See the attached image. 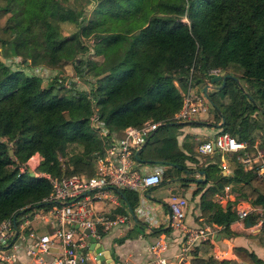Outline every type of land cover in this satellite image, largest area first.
<instances>
[{"label":"trees","instance_id":"1","mask_svg":"<svg viewBox=\"0 0 264 264\" xmlns=\"http://www.w3.org/2000/svg\"><path fill=\"white\" fill-rule=\"evenodd\" d=\"M35 1L40 40L36 43L31 39L33 54L28 55V67L60 70L67 64L61 56L65 46L77 39L60 36L55 11L59 8L64 19L75 12L80 16L81 11L66 0ZM62 1L67 7L61 6ZM121 1L128 23L113 21L92 26L88 22L94 29L92 55L111 58L104 70L103 65L85 61V73L96 70L84 81L90 85L88 92L70 81L64 85L59 75L43 86L41 81L49 76L43 78L17 69L26 59L14 66L11 61L0 60V221L24 206L41 205V198L50 192L48 181L33 176L25 167L31 156L41 158L35 172L55 176L93 174V161L103 146L88 124L93 110L109 133L139 127L145 121L161 122L137 151L135 160L140 162L175 163L169 156L176 146L171 135L175 124L166 120L181 108L179 88L185 90L189 85L213 87L205 97L210 113L220 123V133L253 144V131L264 129V0ZM23 5L24 0H0V51L5 49L10 58L15 53L17 13ZM103 8L97 2L91 14L102 15ZM215 68L238 82L227 79L222 85L219 75L206 76ZM76 72L82 74L81 69ZM223 98L226 104L221 103ZM256 114L261 117L259 124L252 118ZM75 142L90 146L82 157L66 150ZM258 146L264 157L263 141ZM237 156L240 152L224 153L223 158L233 165L231 175H220L198 200L203 224L214 223L228 234V226L236 216L229 204L222 206L214 197L226 182H239L237 197L264 208V181L252 169L244 168ZM166 176L164 172L163 178ZM121 191L127 206L133 208L137 193ZM257 236L263 238L264 226ZM232 251L238 264L261 263L254 251L244 246H234ZM198 253L195 248L189 253L188 264L222 262L211 254Z\"/></svg>","mask_w":264,"mask_h":264},{"label":"built area","instance_id":"2","mask_svg":"<svg viewBox=\"0 0 264 264\" xmlns=\"http://www.w3.org/2000/svg\"><path fill=\"white\" fill-rule=\"evenodd\" d=\"M220 73V69L215 68L208 71L206 76ZM34 74L45 78L48 73L46 69L36 67ZM195 92L196 89L190 85L185 90L179 88L181 108L166 120L168 123L190 122L208 110L202 96ZM88 124L103 142L102 153L95 157L94 171L89 177L85 174L55 176L46 172H35L41 160L37 154L26 161L25 167L33 176H40L48 181L50 192L41 198V205L24 206L0 221V264H94L93 250H89L90 243L101 242L102 236L113 228L124 225L127 220L125 215L112 217L109 210H95L94 202L103 201L117 206V191L144 190L160 182L162 169L157 168L142 174L133 154L147 143L161 122L145 121L139 127H125L121 130V136L116 139L102 126L95 110L88 118ZM249 145V142L237 141L219 130L213 138L197 145L195 151L200 155H212L215 152L224 155L242 151L243 156L237 158L243 167L252 169L264 181V157L256 144H253L255 158L248 157L245 149ZM214 197L222 206L229 204L235 214V219L229 225L232 231H246L250 235L261 231L264 226L263 207L251 205L247 198L235 196L226 185L215 192ZM184 204V198L174 196L165 217L168 227L180 233L181 246L178 253L174 254L171 261L165 260L161 255L167 249L168 243L158 236L149 245L151 260L143 264H184L187 254L194 246L213 241L214 227L219 225H187L182 210ZM133 212L149 224L155 221L148 215V209L140 205L135 206ZM249 217H252V221L250 226H246V219ZM212 252L213 258L222 262L227 260L228 253L218 249Z\"/></svg>","mask_w":264,"mask_h":264},{"label":"crops","instance_id":"3","mask_svg":"<svg viewBox=\"0 0 264 264\" xmlns=\"http://www.w3.org/2000/svg\"><path fill=\"white\" fill-rule=\"evenodd\" d=\"M110 1L111 19L107 21H102L100 19V16L104 15L105 12H107V10L109 9V7H107V3L109 1L104 0V13L102 15L89 14L88 16H90V18H88L87 23L84 24L85 28L89 26L86 29H91V31H94V29L90 27L88 22H91L92 26L97 24L111 23L113 21L124 24L128 23V20L125 18L122 11V1ZM73 17L74 15L72 16V18ZM81 28L83 29V27ZM90 42L91 48H89V55L91 56V58L87 60L103 65V69L101 68V70L109 67V65H106V62L108 61V55H92L93 41L90 40ZM29 43V39H13L15 50L14 57H8L6 55L5 49L0 51L1 57H3V60L6 61H11L12 59L11 62H13V59H16L18 57H21L20 61L26 59L22 67H18L17 69L25 74L31 73V69L30 67H28V65L30 64L28 55L33 54V49L31 50ZM72 44L73 42H68L66 45L67 47L65 46V49L68 48V46L70 47ZM76 53L77 52L75 51V54ZM71 55L68 53L64 55V53H62L61 56H63V58L67 61L66 65L72 66L73 62L69 59H71V57L73 58L74 55ZM78 61L80 62V60L77 59V63ZM85 61L82 62L81 66L79 65V68L77 67V65L76 69H81L84 81H88L92 77V75H90L88 72L85 73ZM50 72L51 70H47L48 74H50ZM43 80L46 81L47 79ZM69 81L73 82L74 80L69 79ZM74 82V87L78 88V82ZM203 87L206 88V92H210L213 89L211 85H203ZM203 87L200 89V93L203 102L207 105V107H209L210 103L205 97L206 92L204 94ZM223 100L225 99H220L221 103H225ZM209 109L211 108L209 107ZM208 110L204 114L197 116L193 121L180 123L174 122L175 127L171 129V135L175 137L176 146L170 149L169 156H172L175 163L169 164L167 161L140 162L138 160H135L137 152L133 154V159L136 162L137 168L142 174L152 172L157 168L162 169V172H160L161 180L157 185L144 188V190L134 191L138 195L135 206L140 205L142 208L148 209V215L152 216L155 220L153 223L149 224L146 221H143L140 217L135 216L133 212L135 206L133 208H129L127 206L121 190L116 192L117 194H119L117 206L113 203L109 204L107 202L99 201L102 203V207H100V209H97V211L109 210V213H111L112 217H117V215L127 216V220L124 225L113 228V230L115 231L114 236H121L120 238H122L121 241H118V239L113 242L115 245H119L120 248L118 253H116L115 255L117 257V259L115 260L116 263L143 264L144 262L151 260L152 256L150 254L149 245L158 236L163 237L168 243L167 249L162 253L161 256H163L167 261H171L174 258V254L178 253L181 246V237L178 230L172 228L170 229L167 222H165V217L168 215V206L173 200L174 196H176L177 198L182 197L185 200V204L182 207V210L184 221L187 225L198 227L199 225L203 224L204 220L200 215L198 208V200L202 192L206 189L207 186L213 184L220 175H222V177L224 175L228 177L231 175V172L233 170V166L230 165L229 162L225 160L223 158V155H221L220 153L215 152L212 155H200L195 151L198 144L213 138L220 130V123H214L213 121L208 120L211 115L210 113V115L208 114ZM194 122L195 124H197H191ZM204 123L206 125L210 124L211 126L203 125ZM257 134L260 135V137H262L264 140V134L260 133L259 131L256 133V135ZM111 136H113L115 139L119 138L121 136V131L116 133L111 132ZM253 146V144L249 145L245 149V152L248 157L254 159L255 148ZM239 152L240 155H242V151ZM194 153L196 154V156L194 155ZM164 172L168 174V176H166L165 178H163ZM225 185L235 196L239 194V182L230 180L226 182ZM118 209H120L121 211H118ZM228 230L229 234L224 233L220 226L214 227L213 241L211 240L201 242L197 247L194 246L195 249H198V255L206 256L213 253L212 251L218 249L222 250V252L224 253H228L227 260L221 262V264H238V259L232 254V252L230 253V251H232L234 246H244L250 251H254L256 256L261 260L260 264H264V236L261 239L263 243L259 244L257 241H255L254 237L252 239H248L245 237L246 235H242L243 233L239 234L232 231L231 227L229 226ZM109 233H107L108 236ZM253 235L257 234H252L251 236ZM189 253L187 254L186 262L184 264H188ZM94 264H96V262Z\"/></svg>","mask_w":264,"mask_h":264},{"label":"rangeland","instance_id":"4","mask_svg":"<svg viewBox=\"0 0 264 264\" xmlns=\"http://www.w3.org/2000/svg\"><path fill=\"white\" fill-rule=\"evenodd\" d=\"M67 1V4L69 5H72L74 6H77L79 8V11L80 12V16L77 17L78 13L75 12L76 15H74V17H70L69 19H64L62 14H61V10L59 8L56 9V15H58L59 17V21H58V28L60 29L59 31V34L61 37L63 38H68L70 36L74 37L75 39H78L77 41L73 42V44L68 48H66L64 52V55L65 54H75V51L78 53H76L74 55V57L69 60H72L73 64L72 66H69V65H65L62 69H55V70H51L50 74H47V76H49L47 78L46 81L42 80L41 83L43 84V86L45 85H48L49 83V79L54 77V76H57L59 75L60 78L62 79V81L64 82V85L67 84V82L69 81V79H73L74 81L78 82V88L79 89H85L87 92L88 90L90 89V85H87L86 82H84V77H82V74L79 75L77 72H76V66L79 68V65L81 66V63L87 59H90L91 56L89 55L90 51H89V48L90 47V40H92V34L94 31H91V29H86L84 27V24L87 23V19L90 18V16H88L89 14L91 15V10H92V7H95L96 6V3H100L103 5L104 3V0H66ZM106 1V0H105ZM109 2L107 3V7H109V9L107 10V12H105V16L102 15L100 16V19L102 21H107V20H110L111 16H110V11H111V1L108 0ZM63 2V1H62ZM36 4L37 2L35 0H24V5L22 6L21 9H19L18 13H17V27H16V31L14 32V37L13 39H29V41H31L29 43V45H33L34 42L33 41H36V43L40 40V33H39V29L37 27V24H36V19L34 18L35 14H36ZM61 6H64V7H67L64 2L63 3H60ZM106 5V4H105ZM104 6V5H103ZM98 20V19H97ZM83 27V29L81 28ZM32 39V40H31ZM67 47V46H66ZM72 56V55H71ZM21 57H18L16 59H13V63L12 64L13 66L14 65H17L19 63H21ZM77 59L80 60V62L78 61L77 63ZM0 60L5 63H9L10 60L6 61V60H3V57H1V54H0ZM28 60V59H27ZM12 61V59H11ZM111 58L106 62V65H109L111 62ZM34 68L36 67H32L30 68L31 69V73H33L34 75ZM83 68V66H82ZM12 71V69H11ZM96 70H92L89 72L90 75H92L93 72H95ZM98 72V71H97ZM73 81V83H75ZM203 86V85H202ZM191 88H193L194 90L196 89V92L195 94L197 93V95L201 96V88L202 87H199L197 86L195 88V86H192L191 85ZM198 88V89H197ZM201 98V97H200ZM225 100H223L225 103L227 102V99L224 98ZM209 109V107H208ZM208 114L211 112V109L208 110ZM211 114V115H210ZM210 118L208 120H211L213 121L214 123H216V120L215 118L213 117V114L210 113ZM253 120L255 121V123L259 124L260 123V119L261 117L259 115H253ZM257 128V127H256ZM260 132L262 134H264V129H255L253 132L257 133V132ZM255 133V138L253 140V144L257 143V146L259 144H261V141H263L264 143V140L262 137H260V135H256ZM100 139V138H99ZM252 143H250L251 145ZM199 145V144H198ZM197 147V146H196ZM88 148H90V146L88 147L86 143H83V142H75L71 145L68 146V150L70 152H72L76 157H82V155L85 154V151L88 150ZM259 148V146H258ZM261 149V148H259ZM194 155L196 156V154L194 153ZM240 156H243L240 155ZM215 158V157H214ZM229 164L232 165V163L228 160ZM233 166V165H232ZM94 207L95 209H100V207H102V203L99 202V201H95L94 202ZM114 230H111V234L109 233V236L108 234H105L104 236L101 237V243L104 244L106 247H108L110 250H111V254H114L116 255V253H118V251L120 250L119 248V245H115L113 242L116 241V240H120L121 236H114L115 233ZM243 233V234H242ZM239 234H242V235H246L245 237L248 238V239H252L254 237L255 241H257L259 244H262L263 241H261V236H257V235H253L251 236L248 232H241ZM113 240V241H112Z\"/></svg>","mask_w":264,"mask_h":264},{"label":"water","instance_id":"5","mask_svg":"<svg viewBox=\"0 0 264 264\" xmlns=\"http://www.w3.org/2000/svg\"><path fill=\"white\" fill-rule=\"evenodd\" d=\"M222 79V85L227 79H233L238 82L237 79L232 77L231 75L224 74L223 72L219 74ZM199 87H203L199 85ZM204 94L206 92V88L203 87ZM8 154L11 155V151H8ZM135 157V156H134ZM246 226H250L249 219H246ZM89 250H93L94 260L96 264H118L115 262L117 257L114 254H111V250L106 248L101 242L93 241L90 243Z\"/></svg>","mask_w":264,"mask_h":264}]
</instances>
